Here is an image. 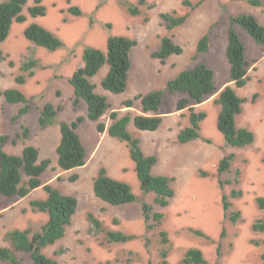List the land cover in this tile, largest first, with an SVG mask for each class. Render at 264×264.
<instances>
[{"label": "rangeland", "instance_id": "374dc122", "mask_svg": "<svg viewBox=\"0 0 264 264\" xmlns=\"http://www.w3.org/2000/svg\"><path fill=\"white\" fill-rule=\"evenodd\" d=\"M2 1L0 0V3ZM121 1L137 6L140 15H130L121 5ZM184 1L203 2L192 11L184 6ZM261 1L264 5V0ZM33 3V0H29L24 7L23 15L26 16V22L14 23L8 39L0 44V52L4 57L0 62V135H8L10 140H17L16 144L9 141L2 146L9 154L21 155L23 148L28 145L38 147L40 159L51 161L42 176V183L51 184L62 194L78 199L77 212L67 228L65 237L45 248L43 253L57 260L59 264H159L160 253L166 249L169 253L168 263L181 264L186 252L195 248L203 253L210 264H264L262 259L264 233L253 230L256 222L264 223V210H260L257 206V199L264 198L262 161L264 147L252 144L244 148H234L226 144L217 129L220 107L215 104V99L218 94L199 105L191 101L189 107H194L196 112H205L207 118L201 123L200 138L188 144L178 143L177 135L181 129L189 125V109L167 118L161 132L159 133V130L162 125L157 131L149 132L151 136L143 135L146 132L137 130L134 126L132 129L129 127V132L140 140L144 154L157 158L152 174L173 177L175 180L173 182L175 196L170 199L166 208H161L155 203L154 194H145L141 191L135 164L130 155L128 160H131L133 168L129 166L126 170L120 164L117 173L109 176L129 184L137 197V202L129 206H109L102 202L94 195L92 187L94 180L89 176L95 178L100 168L109 166L101 158L107 149L106 144L102 146L99 143L95 151L92 146H96L97 139L91 146L85 145L88 165L66 173L58 167L55 142L46 138L45 130H42L38 123L40 108L47 103L46 95L51 93L54 99L61 102L64 92L61 85L65 86L75 70L82 65L83 50L92 47L106 51L109 36H126L140 43L137 46L139 48L133 50V55L131 52V68L134 77L138 76L139 69L145 71L144 77L147 80L144 85L137 87L142 92L163 90L173 79L170 78L162 88L152 86L155 81L146 74H149L151 69L155 72L157 67L158 72L161 71L160 66L150 55L146 58L139 57L140 48L148 49L146 45L141 44L148 43V47L154 49L159 45L160 37L164 35L172 36L174 42L183 47L182 55L172 56L165 64H161L164 69L178 73L190 69L197 62H204L215 71L216 84L221 91L232 84L229 64L225 56L230 17L252 15L264 25V6L255 7L247 2L233 0H145L143 5L139 4V0H43L46 15L33 18L27 11ZM72 6L82 11L80 17L68 12V8ZM161 13H175L177 16L189 14V18L184 25L167 32L160 17ZM32 23L51 31L64 46L55 52H50L33 45L23 35L24 29ZM107 25H111V28H107ZM235 29L246 47L250 77L245 87L235 89L240 97L246 99L243 105L244 112L237 117L236 124L237 127L249 128L256 134L250 128L254 127L262 134L264 119L257 120V118L259 115L264 117V47L257 45L240 27L235 26ZM204 35L210 38V49L206 54H198L197 59L194 60L197 43ZM29 60L37 61V66L32 70L34 72L32 77L28 76V72L21 70L23 63ZM103 69L108 67H103L99 73ZM144 71L140 75H144ZM19 75L26 77L25 84L20 86L15 83ZM157 78L162 84L164 78ZM98 80L95 81L96 84H99ZM11 88L20 89L30 105L28 115L14 123L11 122V118L17 115L22 105L7 104L1 95L4 90ZM133 91L130 89L129 92L126 89L121 94L110 93V95L113 98L127 99L132 96ZM255 94L258 98L253 102L252 98ZM183 97H185L183 94L174 96L166 94L161 113L169 114L177 111V102ZM110 103L112 105L109 101ZM79 112V108L73 109L77 117ZM72 120L73 117L68 119L69 122ZM22 124L27 125L31 130L29 140H21L17 137L21 134ZM54 126L57 124L52 125ZM142 140L150 148L147 151ZM229 154H234L235 159L231 162L229 171L219 175L218 164ZM122 163L125 165V161ZM237 171L240 172L239 176ZM85 172L89 176L85 175ZM73 175H78L75 182L69 180ZM24 180L27 178L24 177ZM219 180L225 183L223 188H220ZM227 181L230 184H227ZM233 191L239 192V195L232 197ZM223 196H226L231 203L227 213L223 209ZM46 197L47 194L42 188L34 190L24 199L0 196V247H11L5 238L7 232L11 230L30 229L33 233L40 231L47 222L48 216L46 213L33 210L30 202L45 200ZM143 202L149 204L153 212L163 214L161 225L149 231L146 229L141 210ZM232 213H239L236 221L231 220ZM89 214L100 221V231L92 226L88 218ZM190 230L199 231L205 237H198ZM162 231L168 235L169 242L166 245L161 242ZM109 232H122L137 238L128 243H111L107 239ZM58 252L61 254L58 255ZM16 255L22 264H33L28 254L16 253ZM0 264L6 263L0 261Z\"/></svg>", "mask_w": 264, "mask_h": 264}, {"label": "trees", "instance_id": "16d2710c", "mask_svg": "<svg viewBox=\"0 0 264 264\" xmlns=\"http://www.w3.org/2000/svg\"><path fill=\"white\" fill-rule=\"evenodd\" d=\"M29 0H3L0 3V44L4 43L9 35L14 23L22 24L26 22V16L23 15L24 7ZM237 2H247L255 7H263L261 0H233ZM33 5L29 6L27 11L29 16L36 18L46 15V8L43 0H33ZM203 1L191 3L184 1V6L189 7L192 11L196 10ZM145 0H139V4L143 5ZM128 13L132 16H139L140 10L137 6L131 5L126 1H121ZM68 12L76 17L82 15V11L75 6L69 7ZM161 19L165 24L167 32L184 25L189 18V14L177 16L175 13H161ZM148 20L146 19L145 22ZM235 26L240 27L247 32L253 41L264 46V25L260 24L252 15H240L230 17V27L228 29V46L226 49V58L229 64V73L232 84L227 85L221 91L218 90L216 84V74L204 62H197L190 69L181 71L171 79L163 90L150 92L146 95L136 96L133 100L124 102L126 107H133L135 101L140 100L142 105V113L133 119L134 126L140 131L155 132L162 122L163 117L159 115L163 100L166 94L177 95L183 94L185 97L177 102V111L189 109V125L180 130L177 135L178 143L188 144L200 138L201 123L207 118L205 112H196L194 107H189L191 101L199 105L208 98L216 95L215 104L220 107L217 118V129L223 136L226 144L234 148H244L251 146L255 142V135L252 131L244 127H237L236 119L243 112V105L246 99L240 97L235 89H241L246 86L249 81V63L246 59L245 45L240 39ZM111 28V25H107ZM24 37L36 47L44 48L50 52L61 49L63 42L51 31L47 30L39 24L32 23L23 31ZM208 35L202 36L196 47V56L198 54H206L210 48V40ZM137 40L126 36H109L107 39L106 51L87 47L83 50L82 66L77 68L69 83L74 90V107L77 108L81 101H84L88 107V117L92 121L99 122L109 109L108 99L96 92V85L91 81L100 70L108 65L109 71L101 81V87L113 94H121L126 91L128 73L131 68L130 53L137 46ZM183 47L174 42L172 36L164 35L160 37V44L157 51L152 54L154 59L165 64L166 61L174 55H182ZM4 60L0 52V62ZM13 65V63H10ZM37 66L36 60H29L21 66L22 72H28V76L32 77V71ZM26 77L19 75L15 79V83L20 86L25 84ZM1 95L7 104H21L17 115L11 118V122H16L19 118L27 116L30 110L29 100L18 88L4 90ZM258 95L255 94L252 101L255 102ZM61 107L56 108L51 103H45L39 112V127L45 129L54 124H59L61 140L57 147V164L58 167L66 172L77 168L84 167L88 162L86 149L78 136L76 130L83 122L82 117H78L71 124L66 122H58L57 117ZM112 124L107 132L112 138H116L121 142H125L128 146L130 157L135 163V171L140 182V189L143 193H152L155 195V203L161 208L169 206L170 199L175 196L173 189V177L164 175H153L152 170L157 164L155 156L145 155L140 146V140L134 137L128 131V124L131 117L124 116L118 119L117 112L110 115ZM97 130L99 133L106 131L103 123H98ZM21 140H29L31 138L30 128L22 124L21 134L17 136ZM11 141L13 144L17 140H10L8 135H0V196L3 198L17 197L26 198L31 192L42 188L47 194L45 200H33L30 202L31 207L35 211L46 213L47 222L41 227L40 231L33 233L32 230H11L7 232L5 238L11 247H0V261L6 264H22L16 253L28 254L33 264H59L57 260L49 258L43 251L45 248L56 244L62 240L67 232V228L71 225L73 217L78 208V199L71 195L62 194L51 184H43L42 176L49 168L51 161L49 159L40 160L39 150L28 145L23 148L21 155H13L5 152L2 148L4 144ZM207 142H210L207 140ZM235 159L234 154L223 157L217 168L218 174L228 172L231 162ZM264 164V158H263ZM240 172L237 171L239 176ZM205 176V174H204ZM24 177L27 180H24ZM78 179L77 175L69 178L71 182ZM238 183V181H235ZM227 184L230 182L227 181ZM220 188L225 184L221 180L218 181ZM94 195L101 201L111 206H124L137 202L136 195L132 192L129 184L110 177L106 168L99 169L97 176L93 182ZM239 195V192L233 191L232 197ZM223 209L227 213L231 207V203L226 196L222 198ZM257 206L260 210H264V198L257 199ZM143 219L146 229L152 230L154 227L161 225L163 214L161 212H153L152 207L143 202L141 204ZM239 213H232L230 217L232 221H236ZM92 226L97 230H101V223L92 214L88 216ZM255 232L264 233V223L256 222L253 226ZM198 237H205L199 231H192ZM162 244H168L169 239L166 232L161 233ZM223 235V234H222ZM137 237L126 235L122 232H109L107 239L111 243H128ZM219 255V248H218ZM58 255L61 252L57 253ZM168 251L163 249L160 253L161 261L159 264L168 263ZM264 261V255L262 256ZM181 264H210L203 253L199 249H189Z\"/></svg>", "mask_w": 264, "mask_h": 264}, {"label": "crops", "instance_id": "0c3cea01", "mask_svg": "<svg viewBox=\"0 0 264 264\" xmlns=\"http://www.w3.org/2000/svg\"><path fill=\"white\" fill-rule=\"evenodd\" d=\"M139 44L140 43L138 42L137 46ZM159 44H160V42H159ZM210 44H211V42H210ZM106 45H107V43H106ZM141 45H146V47L148 48V49L140 48V50H139V53H140L139 57H144V58L148 57V55H150L152 57V54L155 51H157L158 48H159V45H157L154 49H151V48L148 47V43H143ZM137 46H135L132 49V51H131L132 55H133V50L139 48ZM260 46H262V45H260ZM263 47H261V48H263ZM245 49H246V47H245ZM148 50H151V52H149ZM225 56H226V48H225ZM131 57L132 56H131V53H130V61H131ZM154 61L158 62L161 71L158 72L159 68L157 67L155 72H154V69L153 70L151 69L149 71V74H146L148 76H151V78L154 79L155 84L152 85V86H158V87L162 88V87H164V85L166 84V82L170 78H172V77L174 78L177 74H179L181 72V71L180 72L178 71V73L177 72H171V71H169V69H164L162 67L161 61H159L157 59H154ZM82 64H83V62H82ZM147 64H149V62H147ZM106 66L108 67V65H106ZM147 67H148V65H147ZM130 70H129L130 73H128V81H127V88L126 89H128L129 92H130V89H132L134 91H133L132 96L128 97L127 99L113 98L110 95L111 92L106 91V90H104L101 87V81L107 75V73L109 71V67H108V69H103L101 73L97 74L94 78H92L91 81L96 85V92L98 94H100V95L105 96L108 99V103H109V101L112 102V105H111V103L109 104V109H108L107 113L100 119L99 122L92 121V120L89 119V117H88V107H87V104L84 101H81L79 103V105L77 106V108H79V110H80L79 117L83 118V122L78 126L76 132H77L78 136L80 137L84 147H85V145L91 146L93 141H95V139H97L96 140L97 144H96V146H94V145L92 146V148H94V151L97 149L99 143H101L102 146H104V143L106 144L105 148H107V149L105 150V153L102 155L101 158L103 159V161L107 162V164L109 165L108 167H105L106 170H107L108 175L109 174L113 175V173L116 174L117 171L120 169V164H122L123 168L125 167L126 170L129 168V166L133 168V164L131 162L132 159L130 161L128 160V155H130V153L128 152L129 151L127 149L128 147H126L127 144L125 142L119 141L116 138H112L111 136H109V134L107 132L109 126L112 124V120L110 118V115H111L112 112H117L118 119H121L122 117L127 116V115L129 117H131V122H129V124H128V131H129V127L132 129V126H134V123H133L134 117L137 116V115L143 114L142 113V105H141L140 100L135 101L134 106L131 107V108L130 107H126L124 105L125 101L133 100V99H135L136 96H139V95L148 94V93H145L144 91L142 92L141 90L137 89L138 86L144 85V82H146L145 80H147L146 77H144L145 76L144 69H139L137 71V74H138L137 77L133 76L132 68H130ZM143 71H144V75H140V73H142ZM157 77H163L164 78V81H163L162 84H160L158 82V78ZM96 80H98L99 84L95 83ZM61 86H62L61 88H63L62 91L64 90V92H62V95H63L62 101L60 102L56 98L54 99L52 97L51 93H49V94L46 95L47 103H51L56 108L61 107V110L59 111V114H58V116L59 115L60 116L57 117V119L59 118L58 122H66V123L71 124L72 122H74L78 118L73 113V109L75 108L74 104H73L74 90H73V88H72V86L70 85L69 82H67V84L65 86L64 85H61ZM71 88H72L73 91L71 90ZM163 103H164V100H163ZM180 112L181 111H175V112H172V113H169V114H163V113H161V109H160L159 115L163 117V122L161 124L162 127L159 130V133L161 132L163 126H165V124H166L165 122H166L167 118L172 117V116H176V114L177 113L179 114ZM243 112H244V110H243ZM71 117H73V120L71 122H69L68 119L71 118ZM74 118H76V119H74ZM260 118L264 119V117L262 115H259L257 120H259ZM254 119L256 120V117H254ZM65 120H67V121H65ZM38 121H39V116H38ZM98 123H103L105 125L106 131L104 133H99L98 132V130H97ZM250 128L253 129L256 132V134H254V135H256L255 136L254 146L256 145L257 147H260V146L264 147V133L260 134V131H257L254 127H250ZM42 130H45L46 138L49 141L55 142V148L57 150V147L59 146L60 140H61V133H60L59 124H57V126H54V127L50 126V127L45 128V129H42ZM145 132L146 133H144L143 135L151 136V134H149V132H147V131H145ZM257 133H258V135H257ZM142 142H143V140H142ZM143 145H144L146 151L148 149H150L144 142H143ZM36 148L38 149V147H36ZM39 152H40V150H39ZM123 161H125V165L122 163ZM88 163H89V161H88ZM87 169H88V167L86 168V170ZM67 172H72V170L71 171H66V173ZM85 175L89 176L87 172H85ZM89 178L94 180V178H92V176L91 177L89 176ZM92 187H93V185H92ZM130 205H133V204H130ZM127 206H129V205H127Z\"/></svg>", "mask_w": 264, "mask_h": 264}]
</instances>
